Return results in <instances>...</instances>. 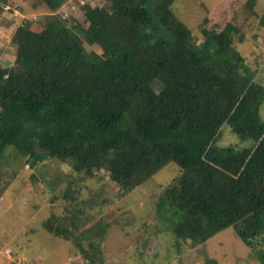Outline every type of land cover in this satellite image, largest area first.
Returning <instances> with one entry per match:
<instances>
[{
	"label": "trees",
	"instance_id": "trees-1",
	"mask_svg": "<svg viewBox=\"0 0 264 264\" xmlns=\"http://www.w3.org/2000/svg\"><path fill=\"white\" fill-rule=\"evenodd\" d=\"M65 1L36 7L54 12ZM92 1L73 24L23 20L10 40L13 63H0V159L11 146L31 166L45 157L71 165L58 190L65 215L55 216L59 227L46 220L47 231L69 239L87 224L79 187L88 178L108 173L123 196L175 162L180 173L156 208L177 242L201 244L234 226L264 264V83L235 45L242 21L217 30L205 18L198 38L175 0ZM241 1L259 16L261 0ZM233 133L249 144L224 143ZM90 245L85 257L101 264L100 244Z\"/></svg>",
	"mask_w": 264,
	"mask_h": 264
},
{
	"label": "rangeland",
	"instance_id": "rangeland-1",
	"mask_svg": "<svg viewBox=\"0 0 264 264\" xmlns=\"http://www.w3.org/2000/svg\"><path fill=\"white\" fill-rule=\"evenodd\" d=\"M96 2L106 4L105 0ZM242 3L241 0H175L173 8L198 38L201 37L199 25L205 18L207 27L217 30L229 20H241L245 39L242 43L236 41L235 45L243 50L255 69V78L264 83V23L261 22L264 0L258 8V17L251 15ZM38 4V0H0L1 64L13 63L11 36L26 18L39 23L52 16L69 24L84 20L77 1L66 0L54 12L41 5L36 7ZM79 37L87 50L100 51L96 44L85 41L84 34ZM260 115L264 121V103ZM223 142L241 148L250 140H241L233 133L224 137ZM6 151L0 159V264H93L83 250H91L90 243L94 241L100 244L96 251L101 264H260L257 252L237 236L234 226L201 244L177 242L156 208L162 188L180 173V166L175 162L165 165L128 195L122 196L104 171L81 182L80 196L86 199V209H91L92 215L85 226L73 230L69 239H65L47 231L45 221L52 218L53 226L61 225L54 218L65 215L67 206L58 190L70 178L71 165L56 157H45L31 166L28 156L11 146ZM39 151L42 153L40 148ZM56 189L59 198L52 202ZM102 229L104 234L96 235L95 231ZM263 234L259 240H263Z\"/></svg>",
	"mask_w": 264,
	"mask_h": 264
},
{
	"label": "built area",
	"instance_id": "built-area-1",
	"mask_svg": "<svg viewBox=\"0 0 264 264\" xmlns=\"http://www.w3.org/2000/svg\"><path fill=\"white\" fill-rule=\"evenodd\" d=\"M72 1L79 2L81 6L84 5L87 2V0H72ZM95 1H98V0H95Z\"/></svg>",
	"mask_w": 264,
	"mask_h": 264
}]
</instances>
